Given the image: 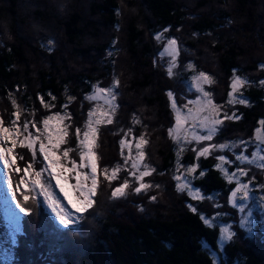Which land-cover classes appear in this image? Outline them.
<instances>
[{
  "label": "trees",
  "instance_id": "1",
  "mask_svg": "<svg viewBox=\"0 0 264 264\" xmlns=\"http://www.w3.org/2000/svg\"><path fill=\"white\" fill-rule=\"evenodd\" d=\"M20 1L0 0V92L23 88L24 103L32 104L35 111L41 106L38 98L42 97L49 105H67L66 112L80 121L81 113L88 108L86 103H81L85 101L82 98L95 84H114L119 78L122 86L125 83L124 93L126 89L129 93L119 106L127 116L132 114V122L133 118L144 122L143 126L138 124L148 141L142 146L144 162L161 170L166 188L158 202L133 203L136 199L127 198V189L123 197L111 196L120 186L119 178L125 176L130 181L129 190L138 182L132 180L131 164L128 168L125 158L120 164V156L107 152L112 149L117 154L121 137L122 140L126 138L122 136L120 125L115 122L114 126H106V132L101 129L96 139L98 172L121 165L118 178L107 183L111 192L106 204L100 201L98 192L103 178L99 176L92 207L97 212L95 216L91 214L85 218L87 212H84L78 223L62 229L55 219L42 217L38 211L20 212L22 231L16 234L13 244L9 219L0 198V264H22L25 257L26 264H264L261 223L258 221L253 230L248 231L239 223V214L233 205L225 208L226 214L225 209L216 204L215 198L230 202L228 196L235 181L229 182L216 167L217 157L210 154L197 160V154L190 147L181 153L179 144L166 132L173 120L163 82L166 77L160 78L157 62L151 56L153 46L144 39L146 29L139 24L144 25L146 21V28L163 30L166 37H172L173 33L178 35L177 30L183 27L187 36L183 35L182 40L192 49L205 40L215 58L205 61L200 57L201 54L205 57L201 51L195 64L199 70L204 68L210 73L216 83L219 82L218 87L220 81H224L223 90H230L228 83L235 72L248 79L242 92L248 104L235 111L238 119H225L223 133L229 141L245 143L252 150L255 129L260 126L259 121L264 120V85L260 83L264 78L261 67L264 49L259 45V37L264 38V16L259 13V8L264 11V0H196L193 5L185 0H140L147 6L149 15L143 8L139 17L133 13L134 0H80V4L74 0L72 3L69 0H33L38 8L30 17L22 14L20 5L24 2ZM123 1L128 5L126 15ZM123 18L126 27L123 48L116 49L110 43L112 34L109 41L98 43L110 25L119 27L121 36ZM28 30L34 32L33 37L28 35ZM45 34L44 41L36 37ZM97 44L101 51L94 54ZM179 61L185 66L183 53ZM228 94L224 91L220 100L228 99ZM70 97L74 98L71 102ZM141 105L149 107L153 118L150 122L146 120L147 115L140 113L138 106ZM9 110L10 118L16 108L11 106ZM77 128L82 132L81 126ZM77 128L69 132L71 141H79L75 135ZM62 160L70 162L73 159ZM178 164L187 167L198 164L196 173L191 175L193 182L212 198H196L185 190L183 196L175 192L167 180L169 172ZM260 176L264 182V174ZM2 195L0 189V197ZM110 202L117 206L109 205ZM203 213L230 222L235 229L232 239L220 244L219 224H206ZM80 228L81 232L72 231ZM66 235L75 237L74 242L65 241L64 244ZM79 240L84 244L80 250L75 244ZM215 252L221 255L219 261Z\"/></svg>",
  "mask_w": 264,
  "mask_h": 264
},
{
  "label": "snow or ice",
  "instance_id": "2",
  "mask_svg": "<svg viewBox=\"0 0 264 264\" xmlns=\"http://www.w3.org/2000/svg\"><path fill=\"white\" fill-rule=\"evenodd\" d=\"M157 39H160L157 36ZM165 53L172 57L169 63L168 74L171 76L174 74L173 68L176 66V57L179 54L177 48V41L171 39L168 41ZM264 68V65L261 66ZM213 80L210 76L203 72L193 80V85L198 92H200L201 98L193 101H189L190 104L195 105L194 108H188L187 113H184L176 104V99L172 92L168 95L172 100V107L176 113V124L174 128L169 129V135L176 140L179 144L183 141L184 145H190L193 142L200 144L203 141H212L215 134L219 130V126L223 124L224 120L220 119V113L223 106L217 105L213 102L211 93L204 90V84H211ZM249 81L247 78H241L234 74L231 82V91L228 94L227 103L230 105L234 104H248V99L241 93V88L247 85ZM264 85V80L260 81ZM119 85V81L111 88L97 87L94 95L87 97L89 100H97L103 98L105 102L111 107L108 110L102 109L99 105L93 111L89 112V119L85 125V129L82 133L83 138L81 139V129L75 130V135L79 139L78 150L80 163L77 164L76 160H71V167H68L65 163H62V158L67 159L69 152L73 149H64L62 156L58 155L57 152L61 145L66 142L68 136V127L70 125H64L65 119H71L70 113L61 115L56 113L48 116L41 122L43 129L36 126L35 121L28 120L25 118L23 123H20L22 111L20 106L13 99L12 104L16 108L13 112L14 119H11L8 126H5L3 117H0V166H2V176L6 178L7 188L12 191V198L15 199L17 192L22 196V201L17 199L15 207L19 208L21 213H30V208L26 207L29 200H35L37 195H42L44 201L48 207L55 214L59 224L64 228H71L74 224L78 223L82 216L75 215L76 213L87 212L93 207L95 203L94 197L96 196L99 187V176L103 175L104 179L109 183L118 178V174L121 171V165L109 168H103L98 172V156L94 151L96 146V139L98 134V126L104 123L111 124L113 122L112 116L115 112V87ZM55 99V97H53ZM74 99L69 98V102ZM43 103V98L41 97ZM50 105H45L49 107ZM67 108V105L64 106ZM207 113V114H205ZM235 113L229 115L227 112L224 113V119H238ZM55 121V126L50 122ZM190 127H185L189 125ZM259 127L256 130V151L249 155L241 154L236 155L235 159L240 162L241 165H256L257 167L264 169V120L259 121ZM34 128L35 133L29 129ZM199 130H203L204 134H200ZM46 141V142H45ZM148 141L144 136L139 138L137 143V153L135 159H132L131 145L127 144L125 140H121V154L123 155V149L125 146L129 148L128 157L125 158V165L131 160V171L130 175L135 178L139 186L134 188L136 193L141 190H147L152 185L145 183L144 178L150 176L155 171L150 165L146 164L145 152L142 149L143 145H146ZM237 143L231 144H209L197 150L193 148V151L197 152V160L200 157H206L210 155L214 150H234L239 147ZM17 147L27 148L31 151L32 159L25 163L23 168L17 163V160H23V155L16 152ZM247 145H245V148ZM184 147L180 148V152L184 151ZM37 152L42 155L43 167L37 170L34 167L36 163ZM179 156V153H178ZM219 163L216 167L225 175L229 182L236 180L237 187L231 193V202L234 207L239 206V210L243 212L245 206L243 204L238 205V199L241 201H247L250 198V183H241L238 176H247L248 170L244 167H238L235 172L229 173L228 168L225 165H231L233 161L229 160L225 155H219L217 157ZM198 164H193L186 169L188 175L195 174L198 168ZM180 165L178 164V168ZM143 168V170H141ZM83 169H89L84 171ZM18 175V179L14 182L12 174ZM23 173L22 175H20ZM47 173V178H45ZM74 175H71L73 174ZM203 175V173H201ZM74 180L75 183H69V180ZM177 181L183 180V183L177 185L179 191H184L190 187V183L185 176H176ZM55 181V184L52 181ZM0 182H3L0 180ZM15 185V186H14ZM23 186V190L21 187ZM130 187V181L125 179L120 186L116 187L111 196L113 198L125 196L126 189ZM59 188L60 193L63 196H58L53 190ZM196 198L202 199L199 194ZM155 199V197H152ZM63 201H67L66 206ZM195 212L196 208H192ZM205 223H211L209 219L202 217ZM12 230V243L15 244L16 234L22 231L20 216L17 213H13L11 224ZM223 238L225 240H231L234 235L228 228L222 230Z\"/></svg>",
  "mask_w": 264,
  "mask_h": 264
},
{
  "label": "rangeland",
  "instance_id": "3",
  "mask_svg": "<svg viewBox=\"0 0 264 264\" xmlns=\"http://www.w3.org/2000/svg\"><path fill=\"white\" fill-rule=\"evenodd\" d=\"M21 1L24 2L23 5H20V9L23 12V13L22 12L21 13L27 17H30V15H33L35 13V9L38 8V4L34 3L33 0L27 1V2H25V0H21ZM74 1H76L77 3L80 4V0H74ZM134 1H135L134 8L136 10L134 9L133 13L135 15V12H136V17L140 16V10L142 11L143 8L146 11L147 15H149V12H147V10H146L147 6L144 5V3L141 4L140 0H134ZM185 1H187L189 4L193 5L194 1H196V0H185ZM69 2L72 3V0H69ZM86 4H87V1H86ZM122 5L124 7V14L125 15L128 14V11H127L128 5H127L126 1H123ZM135 5H136V7H135ZM21 7L22 8L24 7L23 8L24 10ZM62 7H64V6H62ZM259 13L261 14V16H264V11H262V10L260 11V8H259ZM123 21H124V18L122 19L121 31L123 33L121 32V36H120L119 27L114 28L113 26L110 25L108 27V30L106 31L107 34L105 33L106 35H104L103 40H101L98 43L101 44L103 41H109L111 34H112V38L110 40L111 41L110 43L112 45H114L116 49L123 48V45L125 42L124 30L126 28L123 25ZM139 24H140V26H142L143 28L146 29V32L144 34V39L149 41V43H151L153 46L151 56L157 62V70L159 72L160 78L162 76L166 77V80H164L163 82L166 85L167 92L173 93V95L176 99L177 106L184 113H187L188 108L196 107L195 105L190 104L189 101H193V100H197V99L201 98L202 94L200 92H198L193 85L194 78L200 72H203L206 75L210 76L213 80V83L203 85L204 90L211 93V97H212L213 102L215 104L223 106L221 109V113H220L219 118L223 119L224 122L222 125L219 126V130L215 134L213 140L212 141H203L200 144H196V142H193L190 145H184L183 141H181V143H179V151H180L181 147H184V148L190 147L192 149L196 148L197 150H199L200 148L207 146L209 144H221V143L231 144V143H233V142L229 141L226 138V136H224V133H223L224 126H225L224 113L227 112L229 115H232L233 113H235V111L239 110V108H241L243 106V104L230 105L227 103L228 99L225 98V101L220 100V96H222L224 94V91L227 94L231 91L230 85H231L233 77L231 78L230 83H228V87H230V90L226 91V90H223L224 85H225L224 81H220V86L218 87L217 84L219 82L216 83V81L214 80V78L212 77V75L210 73L206 72V70L204 68L202 70H199L198 67L196 66L195 60L197 58H199L201 51H203V54L205 55V57L207 56L205 58L202 54L200 55V57L202 59H204L205 61H208V60H211L212 58L213 59L215 58V54H214V52L211 51L212 49H210L209 45L205 42V40H202L198 43V47L196 49H192L191 48L192 46L184 43L182 40L183 35L187 36L183 27L180 28L179 30H177L179 32L178 35L173 33L172 37H166L164 35L163 30H152V31H150V29L146 28L147 27L146 21H144V25L141 22H139ZM186 25H184V28L187 29ZM23 31H25V29H23ZM28 31H29V34L28 33L27 34L29 36L33 37L34 32L32 30H28ZM215 33H216V31L211 33V35H214ZM227 34H231V32L227 31ZM157 36H159L160 39H157ZM36 37H38L42 41H44V38H46V34H45V36L41 35L40 37L39 36H36ZM171 39H175L177 41V48L179 50V54L176 57V66L173 68L174 74L170 76L168 74V67H169L170 61L172 60V57L167 55L164 50L167 47L168 41ZM212 39H213V37H210V40H212ZM259 42H260L259 45L264 49V38H262L260 36ZM95 43H97V42H95ZM99 47H100L99 44H97L95 46L94 54H96V52H98V51H101V49H98ZM181 53H183L185 55V66L181 65L180 61L178 62V57L180 56ZM63 54L66 55L64 52H63ZM67 56L69 57V54ZM154 66L156 68V64ZM190 70H191V72H190ZM234 74L237 76H240L241 78H246V77L238 74L237 72H235ZM183 75H187V76L184 77ZM229 77H230V74H229ZM262 80H264V78ZM117 81H119V85L117 87H115L114 105L116 107H115L114 115L112 116L113 122L111 124L104 123V124L99 125L97 138L100 135L101 129L104 130V132H106V126L107 127L109 125L114 126V124H116L115 122H117L118 125H120L119 129L122 131V136L126 137L123 140H125L127 142V144L131 145L132 159H135L136 153H137L136 145H137V143H139L140 135L144 136V129L140 130L138 124L140 126H143L144 122L140 121L139 118H133V122H132V114L130 113L127 116L121 110V108H120L121 105L119 106V102H122L124 99L126 100L129 93H128L127 89L124 93V88H126L125 83H123V86H122V80L117 78ZM115 84L116 83H114V84L113 83H109V84H98L97 83L94 85L92 91L89 94H87L85 97L82 98V99H85V101H82L81 103L82 104L86 103L88 108L81 113L80 121L77 120V118L73 117L72 115H71V119H65L64 125H70V127H68V133L73 128H77V127L81 126L83 128L82 132H81V139L83 138L82 133L84 130H86L85 125L87 124L88 119H89V112L95 110L98 105L104 110H108L111 107L110 105H108L105 102V100L103 98H99L97 100H89V99H87V97L94 95L97 87L111 88ZM31 88H32V86H28V89H31ZM23 90L24 89L22 88L18 91L12 90V91H7V92H0V117H3L5 126H8L10 120L14 119L13 113H12L11 117L9 118V114H10L9 109L11 106H14L12 104L13 99L20 106V109L22 111L20 123H23L25 118H27L28 120L35 121L36 126L40 127L41 129H43V125L41 123L43 121V119L47 118L48 116L54 115L56 113H60L61 115H64L66 113V108L62 107L61 105L57 106L56 104H52L49 107H45L42 105V102H40L41 106H39V108L35 111L32 104L24 103V100H23L22 95H21V92ZM121 91H122V95L119 94V92H121ZM240 91H241V93L243 92V87L241 88ZM122 98H123V100H122ZM38 99L41 101L40 98H38ZM169 99H170V97H169ZM43 104L49 105V104H46L44 102H43ZM127 105L131 107V104H129V103ZM167 106H168V108H171V111H172L171 120L173 118L171 123L167 125L166 132L168 131V133H169V129L175 127L176 113L172 107V100L171 99L168 102ZM138 109L142 115L148 116V117H146V120H148L149 122H150V120H153L152 116L150 115L149 107H147L146 105H141V106H138ZM40 110L42 112H38ZM136 112H138V111H136ZM67 113H69V112H67ZM205 114H207V113H205ZM136 115H137V113H136ZM170 116H171V114H170ZM50 123L53 126H55L56 122L52 121ZM134 124H136V126H134ZM185 127L186 128L190 127V124L185 125ZM257 128L255 129V136H256ZM29 130L35 133L34 128L30 127ZM108 131H110V130H108ZM199 131H200V134H204L203 130H199ZM121 140H122V137H121ZM256 143L257 142L255 139V147H253L252 150L248 149L247 147L245 148V145H247L245 143H237L240 146L234 150H223V151L214 150L211 153L215 157H218L219 155H225L229 160L233 161V163L231 165H225V167L228 168L229 173L235 172L238 167H244L245 169L248 170L247 176H244V177L238 176L237 178L239 179V181L241 183H248L249 181H251V183H250V198L247 201H241L238 199V205L243 204L245 206V210L243 212H241L239 210V206L235 207L237 209V213L239 214V223L241 225H243L248 231L253 230L255 223H257L258 221L261 223L262 228L264 229V182L262 180V177L260 176V175L264 174V169H261V168L257 167L256 165H248V164L241 165L240 162L235 159V157H236V155L241 154L242 151L244 152V154H247L250 156V154L252 152L256 151ZM78 144H79V141L76 142L75 139L73 141H71L69 138V134H68V136L66 137V142L61 145L57 154L62 156V152L64 149H73V151L69 152V157L73 160H76L77 164H79L80 159H79V150L77 149ZM120 145L118 144V146H120ZM94 151L96 152V154L98 156L97 143H96V146L94 147ZM16 152L19 153L20 155H23V157H24L23 160H19V159L17 160V163L20 165L21 168H23L25 166V163L32 159L31 151L27 148L17 147ZM107 152H110L111 156H113L112 155L113 153H114V156H117V155L120 156L119 159H120V164H121L124 162V158L128 157L129 148L127 146L124 147L123 155L121 154V152H122L121 147L117 150V154L112 149L107 150ZM195 154H197L196 151H195ZM250 158H251V156H250ZM100 160H102V157H100ZM61 162L65 163L68 167L72 166L71 162H69L67 160H64V161L61 160ZM43 163L44 162H43L42 155L39 152H37L36 163L34 164V167L37 170H40L43 167ZM218 163H219V161H218ZM129 164H131V160H129L127 163L128 168H129ZM152 168H154V167H152ZM187 168H188L187 166H181L180 165L179 168L176 167L172 172H169V175H168L169 180H167L165 178L167 181H170V183L172 184L173 190L175 192H177L179 195L183 196L185 194L184 191H179L177 189V185L179 183H183L184 181L183 180L177 181L175 179L176 176H185V177H187V180L190 183V187L186 188L185 191H187L189 194L193 195L194 197H196L197 194H199L200 197L206 196L208 199L212 198V195L209 192H205V190H203L202 188H198L195 186V184L193 182V177L191 175H188L186 172ZM154 169H155V171L152 172V174L150 176H147L144 178L145 183L152 185L149 189L141 190V192H139V193H136L134 191V189L133 190L127 189V192H128L127 198H135L136 199V202H133V203H143V202H147V200H149L151 202H158L160 200V197L164 193L166 185H165L164 180L162 178L161 170L159 168H154ZM83 170L89 171V169H83ZM130 170L134 171L131 168L129 169V171ZM141 170H143V168H141ZM22 174L23 173H21L20 175H22ZM44 175H45V178H47V173H45ZM71 175H74V173ZM100 176L103 178V180H102L100 192H98V193H100V195H101V197H100L101 204H106V199L108 197V193L111 192V190L107 189L108 181L104 179L103 175H100ZM18 178L19 177L17 174H15V173L12 174V179L14 182ZM125 179H126L125 176L123 178H119L118 183L122 184ZM0 180L3 181V182H0V189H1V192L3 193V195L0 197L2 199V203H3L2 207H3L4 211L6 212V216L9 219V224H11V219H12L13 213L14 212L17 214L20 213L19 208L15 207V203H16L17 199L22 201V196L19 194V191H18L16 198L15 199L12 198V191L7 188L6 178H3V176H2V166H0ZM132 180H135V178L133 177ZM173 181H175L176 183L173 184ZM234 181L236 183V180H234ZM52 183L55 184V181L53 180ZM69 183H75V181L70 179ZM138 186H139V184L137 183L135 187H138ZM236 187H237V183L234 186V188L232 189V191H234ZM21 190H23V186L21 187ZM53 190L57 193L58 196H61V197L63 196V194L60 193L59 188H54ZM232 191L230 192V194L228 196V200L230 202H228L227 200H222L220 198H215L216 204H218L217 206H220L221 208H224V209L230 208V204L233 205L231 202ZM152 197H155V199H152ZM63 203L66 206L71 207L70 205H67V201H63ZM109 205L117 206L115 203L112 204V202H110ZM25 206L30 208L34 212H36V211L40 212L42 214V217L49 216L52 219H55L59 223L58 219L55 217V214L51 211V208H49L47 203L44 201V198L42 195H37L35 200H29V202ZM225 213L228 214V211L226 209H225ZM91 214L95 216L97 214V212L95 210H93V208H90L87 211L85 218L90 216ZM75 215L82 216L83 213L82 214L76 213ZM203 217L212 221L211 223L219 224V241H220V244H223L225 242V239L223 238V233H222L223 229L228 228L233 234H235V229L232 227L230 222L219 221L216 218H212V217L208 216L206 213H203ZM84 222H85V219H84ZM232 223H235V225H236L235 221H232ZM60 226L62 229H66L62 225H60ZM72 231H74L75 233L81 232V228L79 230H76V231L72 230ZM74 240H75V237H72L71 235H66L63 239V242H64V244H65V241L73 243ZM75 244L79 250L84 247L82 240L77 241ZM72 247L74 248L75 245H72ZM219 255L220 254L215 252V257H216L217 261H219ZM27 261H28V259H26V257H25L22 264L28 263ZM49 263L51 264V262H49Z\"/></svg>",
  "mask_w": 264,
  "mask_h": 264
}]
</instances>
